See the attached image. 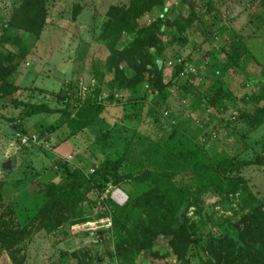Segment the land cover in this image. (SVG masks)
Segmentation results:
<instances>
[{
  "label": "rangeland",
  "instance_id": "rangeland-1",
  "mask_svg": "<svg viewBox=\"0 0 264 264\" xmlns=\"http://www.w3.org/2000/svg\"><path fill=\"white\" fill-rule=\"evenodd\" d=\"M128 1L47 0L46 23L36 35L9 22L20 0H0V58L8 48L20 55L15 71L8 77L21 87L18 98L58 108L61 104L54 94L64 85L72 98L89 97L105 106L102 116L83 132L71 135L70 128L61 125L48 137H41V142L23 143L22 137L39 136L41 130L54 126L59 113L21 117V106L12 105L8 98L0 100V227L25 226L28 230L25 239L17 244L24 248L22 260H14L8 248L0 244V264H92L96 257L121 264L115 246L124 238L131 239L130 234L147 222L151 217L149 209H160L157 214L166 212V198L161 203L155 199L133 204L138 195L153 186L149 181L125 180L110 185L101 194H84L67 220L51 232L30 223L46 201L45 186L65 180L68 168L90 172L92 164L125 157L119 167L121 172L137 174L146 168L157 169L162 159L160 152L165 151L163 141L172 130L169 125L178 126L192 140L203 144L208 156L222 153L252 161L240 169L242 187L223 203L215 204L216 198L206 197L201 208H188L187 223L197 241L190 246L187 262L179 264H200L209 236L235 237L240 217L253 205L246 206L248 191L258 200L264 198V122L251 127L244 120V114L254 110L253 98L264 85V20L259 19L263 25L256 30L252 25L258 21L259 0H161L163 17L182 22L186 30L178 37L186 39H178L171 24L159 35L156 46L146 50L163 60L162 80L170 84L163 99L148 94L150 107H142L135 98L138 93L134 84H117L115 61L108 62L111 48L128 46L135 35L121 31L108 37L105 32L109 8L127 5ZM157 9L142 16L137 26L152 22ZM236 34L243 43L235 38ZM3 35L18 41L12 46L4 45ZM181 62L182 69L190 66L195 72L175 77L174 66ZM226 66L236 68L225 69ZM123 72L127 77L134 73L128 66ZM184 80L207 96L202 109L195 111L189 103L190 92L183 91L184 96L178 90ZM142 82L138 90L145 87H141ZM164 110L167 115H163ZM8 118L25 133L17 132ZM103 134L105 139L100 142ZM147 143L160 148L156 156L153 148L148 152L152 160L139 153ZM178 147L185 149V144ZM129 153L140 159H131ZM13 154L16 166L3 169L2 163ZM68 155L71 158L67 161ZM57 160L64 163L57 165ZM198 171L195 175L191 168L180 169L174 179L189 182L198 176L197 181L203 183L211 177L205 167ZM121 206L125 208L119 217L123 225H115V209ZM77 212L82 215L77 216ZM102 228L108 230L104 235L99 233ZM133 257L132 264H178L167 236H158L151 250L133 253Z\"/></svg>",
  "mask_w": 264,
  "mask_h": 264
},
{
  "label": "trees",
  "instance_id": "trees-1",
  "mask_svg": "<svg viewBox=\"0 0 264 264\" xmlns=\"http://www.w3.org/2000/svg\"><path fill=\"white\" fill-rule=\"evenodd\" d=\"M160 3L161 0H129L127 5H113L108 10V18L105 22V32L108 37L121 31L135 33L128 46L114 50L110 47L108 62L115 61L113 73L116 81L119 82L117 84H134L136 93H138L135 98L141 101L142 107L145 104L150 107L148 94H152V98L157 100L165 98L170 85L162 80L163 60L156 53L150 55L146 50L148 51L150 47L156 46L160 39L159 35L163 33L166 26L171 24L175 26L177 38L186 39L185 36L178 37V33L184 34L186 30L178 19L170 20L167 17L158 15L152 22L137 26L138 20L144 15H151L154 8L157 9L158 7L157 10L163 12L165 8L159 6ZM259 5V17L256 18L258 21L256 24H252L254 30L263 25V21L259 22V19L264 20V0H259ZM46 19L47 0H20L9 22L28 33L38 35L44 27ZM235 38L242 40L237 34ZM17 41L14 38H7L6 35H3L1 40L4 45L9 43L11 46ZM240 41L237 42L238 45L243 40ZM243 49L246 51L245 46ZM18 56L20 55L15 50L8 48L7 52L0 58V100L8 98L12 105L21 106V117L41 113H59L57 123L41 130L39 132L40 137H48L52 131L61 125H67L70 128V134L76 135L83 132L88 125L102 116L105 111V106L102 103L89 97L84 100L74 99L69 95L64 85L60 86L54 94L56 101L61 104L58 108L51 107L46 103L20 100L18 96L21 87L8 79L16 69ZM182 65V62L175 64V77L180 76ZM125 66L133 69L134 73L130 77L125 76L123 72ZM228 67L236 68L235 66H226L225 69H228ZM142 80H144V83ZM184 81L186 82L182 83V86L180 84L178 90L182 93L183 91L185 93L190 92L192 99L189 103L195 111L202 109L207 96L201 95L200 90L193 83L188 80ZM140 82L143 83L141 87H145L138 90ZM185 93H183L184 96ZM253 99L255 100V108L252 112L244 114V120L249 126L256 127L264 122V85L261 93ZM211 101L213 102V100ZM7 120L17 132L20 134L25 133V130L14 123V120L9 118ZM169 126L172 127V130L167 139L163 141L162 150L165 151L160 152V158L162 157V159L159 160L157 169L146 168L137 174L121 172L119 167L125 157L114 160L104 159L99 164H92L90 165L92 172H84L80 167L68 168L65 180L49 182L45 186L46 201L40 206L30 225L36 224L38 228H44L46 232H51L67 220L73 206L83 200L84 194L95 192L101 194L110 185L125 180L149 181L153 186L138 195L133 204L138 206L142 201L155 199H158V203H161L163 198H166V212L157 214L160 209L151 208V212L149 209L151 217L148 218L147 222L139 226L136 233L130 234L131 239L124 238L122 242L115 246L117 256L120 258L121 264H132L133 253L136 255L151 250L158 236H167V243L176 260H178V264L179 262L186 263L190 246L197 241L187 223L188 208L190 206L201 208L206 197L216 198L215 204L223 203L228 196L235 194L242 187L243 178L240 176V169L244 165L251 164L252 161L238 159L236 155L228 156L222 153L208 156L205 154L206 148L203 144L197 140H192L178 126ZM105 135L100 136V142L101 139H105L103 137ZM116 135L124 140L128 139L121 137L118 133ZM137 139H143V137H137ZM130 141L128 139V142ZM182 143L185 144V149L178 147V144L182 146ZM157 146L147 143L139 152L140 156H147L145 157L146 160H152L148 152L153 148L156 156L160 151ZM129 155L133 160L140 159V156H136V154L129 153ZM63 163L62 161H56L57 165ZM203 167L211 173V177L206 182H198L196 178L198 176L195 177L196 179L192 178L189 182L174 179L175 174L180 169L191 168L197 175L199 173L198 169ZM250 204L253 205L239 219L235 229V237L227 234L208 237L203 247L205 256L200 259V264H264V198L258 200L248 191L246 206ZM124 210L125 208L122 206L115 209V225H123L119 217ZM77 213V216L82 215L81 212ZM107 231V228H102L99 233L104 235ZM27 232L25 226L22 228L0 227V244L8 248L12 258L19 262L24 256V248L17 246V244L25 239ZM103 261V258L96 257L93 259L92 264H101Z\"/></svg>",
  "mask_w": 264,
  "mask_h": 264
},
{
  "label": "built area",
  "instance_id": "built-area-1",
  "mask_svg": "<svg viewBox=\"0 0 264 264\" xmlns=\"http://www.w3.org/2000/svg\"><path fill=\"white\" fill-rule=\"evenodd\" d=\"M165 13V10L162 12H158V14H157V16L158 15H160V16H163V14ZM171 62L169 61L168 62V64H170ZM190 72H195V68L194 67H190V66H188V67H185V68H183L181 71H180V75H182V76H184L185 74H187V73H190ZM155 93H156V91H155ZM163 115H167V113H168V111L166 110H164L163 112ZM211 137L212 138H214L215 137V134H213V135H211ZM21 140H22V142L23 143H26V142H33V143H36V142H41L42 140H41V137H39V136H35V135H32L31 137H26V136H24V137H22L21 138ZM203 140V139H202ZM71 157H70V155H68L66 158H65V160H69ZM89 171L90 172H92L93 170L90 168L89 169ZM101 264H117L116 263V261L115 260H109V259H106L105 261H103Z\"/></svg>",
  "mask_w": 264,
  "mask_h": 264
},
{
  "label": "water",
  "instance_id": "water-1",
  "mask_svg": "<svg viewBox=\"0 0 264 264\" xmlns=\"http://www.w3.org/2000/svg\"><path fill=\"white\" fill-rule=\"evenodd\" d=\"M16 163H17V157L15 154H13L10 158H8L7 160H5L3 163H2V168L3 169H9L11 168L12 166H16Z\"/></svg>",
  "mask_w": 264,
  "mask_h": 264
}]
</instances>
